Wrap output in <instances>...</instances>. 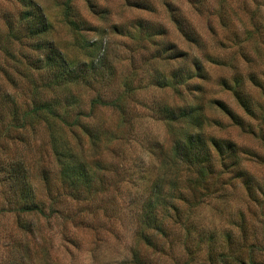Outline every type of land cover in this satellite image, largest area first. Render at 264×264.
I'll return each mask as SVG.
<instances>
[{"label": "rangeland", "instance_id": "374dc122", "mask_svg": "<svg viewBox=\"0 0 264 264\" xmlns=\"http://www.w3.org/2000/svg\"><path fill=\"white\" fill-rule=\"evenodd\" d=\"M35 1L43 7L52 24L49 39L55 41L68 58L89 62L101 57V69L112 74L107 90L102 89L100 84L92 90L82 85L73 87L86 116H91V101L100 91L111 100L119 97L128 87L132 92H128L125 97L123 115L118 110L99 108L95 109L92 117H84L91 124L110 128L109 134L116 130L121 139L113 147L104 149L102 158L93 154L88 157L103 159L107 192L90 199L83 197L80 201L62 191L60 168L52 156L44 127L37 128L33 138L29 136V146L16 150V154L19 153L26 162L28 180L35 189L37 199L46 204L47 211L36 223L37 235L26 236L17 225L18 200L12 195L13 187L7 177L0 173V264H9L14 259L11 252L22 244L29 246L28 255L37 264L48 262L47 254L54 264H131L136 247L148 264H186L193 252L196 253L195 258L203 262L207 259V247L197 252L194 245L187 243L186 219L191 217L190 221L198 226L201 236L205 234V229L217 233L232 232L240 239L238 244H243L247 235L239 236V232L244 235L243 229L236 226V222L241 224L243 213L248 224V237L257 244L258 262L264 264V253L259 250L264 247V206L259 207L260 202L248 197L243 187L244 181L239 180L241 172L233 167L228 169L229 173L223 180L224 183H230L225 187V192L222 191L224 194L211 189L209 196L206 194L203 197L204 203L197 199L194 204L189 197V205L183 206V223L179 221L177 225L175 223L174 229L170 231L169 228L167 231L171 236L168 234L163 237L156 233L158 240L152 247L142 244L138 236L139 221L152 184L158 174L166 172L164 156L162 158L152 148L157 142L161 146L171 147L175 139L161 109L166 104H180V98H188L189 104L203 105L207 116L204 134L207 137L233 140L243 159L242 163L255 181L264 186V142L259 131L264 129L259 113L261 109H257L254 117L245 114L234 95L220 85L223 79L232 84L234 71L228 66L214 64L206 57L213 56L227 64L237 55L240 72L252 71L264 76V0H228L234 11L228 31L216 17L212 18L213 28L210 29L208 25L219 0H199L202 3L199 11L193 7L191 0H167L173 9L180 10L193 25L205 42L204 49H197L178 32L171 20L172 13L168 10L166 0ZM68 4L75 25H71L66 18ZM90 5L95 8L94 12ZM21 11L22 7L13 0H0V12L16 19ZM3 20L0 17L5 32L6 22ZM85 22L89 29L86 31ZM5 35L2 34V41ZM236 36H239L240 46L234 45ZM82 42L95 43L96 46L83 49L78 45L82 46ZM99 47L102 50L99 51ZM239 51L246 61L240 59ZM182 54L188 55L185 62H180L179 56ZM3 55L0 52V58ZM195 58H200L207 77L192 79L187 88L181 89L180 95L170 85L171 81L180 67L186 65V69H192ZM78 67L82 69L81 65ZM260 78L264 85V77ZM3 79L0 74V84H5ZM38 84L50 86L47 80ZM246 88V93L256 107L264 108L263 91L249 84ZM13 91L20 101L21 91L19 94ZM216 100L225 103L242 117L245 127L237 125L218 109L214 105ZM122 116L125 124H120ZM248 123L254 129L253 134L249 133ZM5 127L0 121V132ZM0 146L2 162L7 155L1 153ZM9 146L8 154L14 152L13 146ZM164 162L166 166L171 164L169 159ZM219 170L220 167L217 168ZM53 199L56 202L58 200L57 205L62 212L52 211ZM167 222L172 225L171 221ZM194 236L199 240L198 233ZM170 241L175 242L172 249H169ZM189 246L192 247V253Z\"/></svg>", "mask_w": 264, "mask_h": 264}, {"label": "trees", "instance_id": "16d2710c", "mask_svg": "<svg viewBox=\"0 0 264 264\" xmlns=\"http://www.w3.org/2000/svg\"><path fill=\"white\" fill-rule=\"evenodd\" d=\"M13 1L22 7V11L16 19L0 12L1 19L6 22L5 32H3L0 23V52L4 53V57L0 58V74L4 78L3 83L5 82V84H0V112L2 113L0 121L6 125L5 129L0 132V145H2L1 153L7 155L5 160L0 162V173L7 177V181L13 187L12 195L18 200L16 203L18 228L26 236L35 237L38 231L36 223H39L37 221L46 215L47 207L37 199L35 189L28 180L26 162L19 153L16 154V150L29 146L31 144L30 137L33 138L35 130L44 127L47 131L52 156L60 168V179L62 180L60 188L75 200L81 201L83 197V199H90L107 192L108 186L105 176H103L106 168L101 154L104 149L113 147L121 139L118 138L116 130L115 133L109 134L110 128H105L100 124L94 125L84 120V117L90 115L86 116L81 110V100L73 91L75 86L82 85L92 90L99 84L103 87L102 89L107 90L106 87L111 82L112 74L101 69L103 68L102 58L97 57L89 62H79L76 59L74 61L68 58V55L59 48L55 41L49 39L52 24L43 7L35 0ZM166 3L168 10L172 13L171 20L182 37L197 49H204L205 42L196 33L193 25L184 18L180 10L173 9L169 1L166 0ZM191 3L199 11V7L202 5L201 1L191 0ZM90 6L94 12L95 8ZM67 7L66 18L69 19L71 25H75V20L71 19L73 12L69 10V4ZM216 8L214 15L208 21L209 28H213L212 18L216 17L225 30H230L231 14L234 11H232L229 1L219 0ZM254 16L252 20L255 19ZM85 24L84 30H89L86 22ZM142 27L144 26L142 25ZM80 29L82 30V28ZM4 33H6L5 40L2 41L1 36ZM236 37L234 45L240 46L238 44L239 36ZM78 45L83 49L96 46L95 43L88 42H82V46ZM258 45L260 46V43ZM100 50L102 48L99 47ZM239 55L242 61H246L241 51H239ZM187 56V54L180 55V62H185ZM206 57L207 59L209 57L212 63L228 66L234 71L232 84L223 79L220 85L234 95L245 114L254 117L255 112H258L257 109H261L259 113L264 122V108L260 106L257 108L246 93L248 84L261 89L264 93V85L260 78L264 76H259L252 71L240 72L239 56L237 55L233 61L227 64L218 61L213 56ZM79 65L82 66V69H78ZM185 66L179 68L170 84L180 95H182L181 89L187 88L192 79H206L207 77L200 58H195L192 61V69H186ZM46 80L49 81V88L47 85L38 84ZM21 85L26 87L22 88ZM12 90L17 94L21 91L20 101L17 100V95L13 94ZM128 92H132L129 87L119 97L111 100L107 96H103L100 91L91 101L90 112L92 114L90 117L95 109L99 108L118 110L123 115L124 101H126L125 97ZM187 102L188 98H180V104H166L161 109L175 139H173L171 147L161 146V143L157 142L152 148L158 151L162 158L164 156L163 166L167 173L158 174L153 182L138 225L139 241L149 247L155 245L158 240L157 234L167 237L169 228L171 231L176 227L177 222H182L183 206L189 205L190 198L193 204L197 199L204 203L202 202L203 197L206 194L208 197L211 189L217 190V193L225 192V187L230 183H224L223 180L231 167L241 172L239 180L244 181L243 187L248 197L257 203L260 202L259 207L264 206V186L255 181L254 176L242 163L243 159L236 149L237 144L231 139L207 137L203 132L207 121L205 108L201 104ZM214 105L223 111L231 121L237 125L242 124V128L245 127L243 126L245 120L225 103L216 100ZM120 124H125L123 116ZM248 128L249 133L253 134L254 129L249 123ZM259 131L262 133L260 138L264 142V129L261 128ZM9 145L14 148V152L10 154H8ZM91 154L101 158L90 159L88 157ZM168 159L171 164L166 166L164 161ZM218 167L221 172L217 171ZM55 200L53 199L54 202L51 206L52 211L60 213L62 211H59L57 205L59 202L57 200V203ZM190 219L191 217L186 219L188 222L187 243L194 245L197 252L207 247V259L199 262L200 260L195 258L196 253H192L190 251L192 247L189 246L188 249L192 253V257L186 264H260L259 256L256 254L258 249L256 241L248 237V224L244 213L241 217V224L238 225L236 222L237 228H242L244 233V235H240L239 232V236L247 235L243 244H238L240 239L236 238L237 234L232 232L217 233L205 229V234L201 236L198 226ZM167 221H171L172 225L170 226ZM195 233H198L199 240H196ZM169 236L171 235L169 234ZM250 242H252L251 245L248 244ZM161 244L163 245V243ZM169 244V249H172L175 242L170 241ZM239 245L241 246L239 247ZM260 249L264 253V247ZM28 251L29 246L19 245L11 252L14 259L9 264H37L28 255ZM47 257L48 262L44 264H54L49 254ZM131 264H148L143 259L138 247L133 251Z\"/></svg>", "mask_w": 264, "mask_h": 264}]
</instances>
